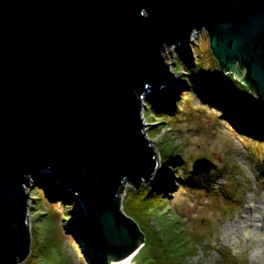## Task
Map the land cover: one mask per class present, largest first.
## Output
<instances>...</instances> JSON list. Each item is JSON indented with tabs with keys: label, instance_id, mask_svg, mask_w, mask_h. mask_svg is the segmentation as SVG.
I'll return each mask as SVG.
<instances>
[{
	"label": "water",
	"instance_id": "95a60500",
	"mask_svg": "<svg viewBox=\"0 0 264 264\" xmlns=\"http://www.w3.org/2000/svg\"><path fill=\"white\" fill-rule=\"evenodd\" d=\"M202 30L222 72L264 105V0H0L2 264L30 254L27 186L47 168L79 196L112 264L143 244L120 199L159 167L144 99L174 76L166 51ZM215 167L201 157L191 174Z\"/></svg>",
	"mask_w": 264,
	"mask_h": 264
},
{
	"label": "rangeland",
	"instance_id": "374dc122",
	"mask_svg": "<svg viewBox=\"0 0 264 264\" xmlns=\"http://www.w3.org/2000/svg\"><path fill=\"white\" fill-rule=\"evenodd\" d=\"M165 54L174 76L144 99L145 130L160 168L162 159H168L175 169L168 185L158 175L150 179L151 196L149 190L140 191L131 183L121 196L127 215L133 216L130 206L145 212L143 222L136 220L145 233L140 250L144 245L155 249L153 242L163 244L148 264H171V260L181 264H264V132L255 136L237 130L229 120L233 114L227 110L223 86L209 89L212 81L227 79L221 77L206 30L196 33L194 43L172 47ZM239 70L243 75L244 70ZM191 72L196 87L184 84ZM246 88L241 91L242 99L254 111L259 106L256 96ZM170 95L174 96L172 106L168 105ZM258 117L264 120L263 109ZM166 149L173 151V158L164 156ZM201 157H208L216 167L209 174L193 176V164ZM47 173L31 176L27 186L31 250L19 264H112L81 200L76 210L66 199L73 189L57 181L53 173L50 188L36 181ZM59 184L65 195L53 193ZM87 234L102 261L95 256Z\"/></svg>",
	"mask_w": 264,
	"mask_h": 264
},
{
	"label": "trees",
	"instance_id": "16d2710c",
	"mask_svg": "<svg viewBox=\"0 0 264 264\" xmlns=\"http://www.w3.org/2000/svg\"><path fill=\"white\" fill-rule=\"evenodd\" d=\"M212 59H213V57H212ZM197 66L199 68V71H201V64H197ZM193 75H194L193 72H191L189 74L190 79H184L183 80L185 85L186 84L188 85L189 83H191V84L193 83L192 86L193 85L195 86V83H194L195 81H194ZM222 76H223V78H225V80L227 79V81H229V82L223 81V80H220L217 82L212 81L211 84L209 85L210 86L209 89H214V90L219 89L218 84H221L223 86L224 91H225L224 93L227 96V98H225L224 101H225V103L227 102L230 105V106L228 105L227 110H229V115L231 113L233 114V118L229 119V120L233 123L234 127L237 130L242 131L243 133H246L248 135H255V136L258 135L259 136V134H262L264 132V120L259 119L258 113H260L261 109L264 110V105L259 103L257 100V97H256V101H257L259 106L254 111H251V109L248 108L246 106V104L244 103V101L242 99L243 93L241 92V91H244L243 89L247 87L249 89L250 95H252L251 90L248 87V85L243 84L239 79H237L234 76L233 73H223L221 70V77ZM173 97L174 96H172V95L169 96L168 105H169V103L171 106L173 105V100H172V99H174ZM156 103H157L156 100H154V107L155 108L157 107ZM225 103L222 102V106H224ZM236 104H238L239 108H236V106H235ZM166 155L170 158H173L172 157L173 151H167V149H166V151L164 152V156H166ZM176 158H181V157L176 156ZM174 169L175 168H174V165L172 164L171 160L162 159V165H161V168L158 170L157 175L159 177H161L164 180V183H166L168 185L170 180H171V176H172ZM54 180L55 179L53 178V175H50L47 173L46 176L42 178V180L39 179L36 181H39L40 183L45 184L47 188H50V186L52 185V182H54ZM136 187L135 188L138 190L144 189V188L149 190V192L148 191L147 192H148V195H150V196L153 194V191H152V189H154L153 188V182L149 179L148 180H142L141 183L139 185H137ZM63 190H64V187L59 184L57 186V188L53 190V193L56 195H63V194L65 195V193L62 192ZM66 199H69L71 201V204H73L74 208L76 207V210H77L78 205L80 204L79 196H77V194H75V192L71 190V192L69 194V198H66ZM129 208H130L129 211H131V213L133 215L132 217H134L135 220H137L139 223H140V221L143 222L145 212L141 211L139 209L136 210L135 208H132V206H130ZM150 210L152 211L154 209L151 208ZM71 223H72V226H77V224H78L76 221H71ZM142 225H144V224H142ZM87 235H88L87 237L89 238L88 243L91 244L92 246H94L96 249L95 256L100 261H102L101 257L98 255V248H97V246H95L94 240L90 239V234H87ZM153 243L155 246V249H153V250L151 248H150L151 250L146 249L147 245H144V247L142 248V250H140L139 254L137 255V257L135 259L136 264H148V262L150 260H152L154 257V251L155 252L161 251L160 247H162L163 244L158 245L155 242H153ZM171 262H172L171 264H181V261H179V260H177V261L171 260ZM19 263H17V264H19ZM167 263H169V262H167ZM0 264H2V263L0 262Z\"/></svg>",
	"mask_w": 264,
	"mask_h": 264
},
{
	"label": "bare ground",
	"instance_id": "6f19581e",
	"mask_svg": "<svg viewBox=\"0 0 264 264\" xmlns=\"http://www.w3.org/2000/svg\"><path fill=\"white\" fill-rule=\"evenodd\" d=\"M160 169V166L158 167V169L148 178L149 180L153 177V176H157V174H158V170ZM46 172H50L49 174H51L52 175V173L54 174V172L50 169V168H47V169H45V171H44V173L43 174H45ZM46 175H43V176H41V178H43V177H45ZM54 176H55V174H54ZM55 178H56V176H55ZM57 179V178H56ZM57 181H59L60 182V180H58L57 179ZM127 183H131L132 185H135V183H133V182H131V181H129V180H127L126 181V184ZM70 188V187H69ZM70 189H72V188H70ZM62 192H65V190H63ZM28 202H29V204H30V194H29V199H28ZM123 204L124 203H122L121 204V209H123ZM142 247V245L137 249V250H135L132 254H130L129 256H127V257H125V258H123V259H120L119 261H116L115 262V264H133V263H135V259H136V257H137V255L139 254V252H140V248ZM93 257V256H92ZM94 258V257H93ZM95 263H96V261H95ZM95 263H93V264H95Z\"/></svg>",
	"mask_w": 264,
	"mask_h": 264
},
{
	"label": "built area",
	"instance_id": "2783aa9c",
	"mask_svg": "<svg viewBox=\"0 0 264 264\" xmlns=\"http://www.w3.org/2000/svg\"><path fill=\"white\" fill-rule=\"evenodd\" d=\"M195 36H196V33L193 35V37H192V43H194V41H195ZM128 184V183H127ZM125 187H126V185L123 187V191H125ZM124 199V198H123ZM123 199L121 198L120 199V202L122 203L123 202ZM122 200V201H121Z\"/></svg>",
	"mask_w": 264,
	"mask_h": 264
}]
</instances>
